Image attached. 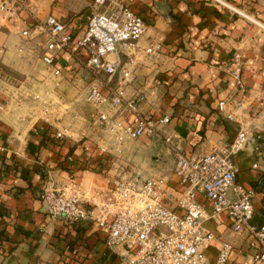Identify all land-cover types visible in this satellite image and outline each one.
Returning a JSON list of instances; mask_svg holds the SVG:
<instances>
[{"label":"crops","instance_id":"crops-1","mask_svg":"<svg viewBox=\"0 0 264 264\" xmlns=\"http://www.w3.org/2000/svg\"><path fill=\"white\" fill-rule=\"evenodd\" d=\"M91 1L30 3L41 19L54 16L79 36L87 27ZM124 2L148 25L140 45L147 46L150 37L161 42L158 57L139 61V52L137 66L128 65L136 79L125 85L127 92L146 94L145 114L155 119L170 117L163 129L174 134L175 143L187 155L232 142L239 121L249 123L248 144L234 157L235 179L254 191L256 220L264 222V187L260 183L264 176V110L260 106L264 99V0ZM159 4L167 6L170 17L157 9ZM25 11L29 9L15 5L8 20L0 11L1 71L22 72L29 67L24 55L33 41L20 35L32 21ZM236 54L242 62L239 72ZM130 58L124 54V63L129 64ZM78 61L77 55L64 51L49 65L41 55L37 64L44 71L19 76L16 81L0 71V264H123L121 248L106 244V228L94 221L50 220L40 197L45 189L61 187L70 179L82 188L105 189L124 171L141 179L166 176L174 195L184 189L174 174L175 159L162 140L147 136L130 140L121 153L109 157L99 149L100 144L109 145L93 126L96 109L88 102L91 111L81 130L44 118L39 109L34 111L28 98L43 93L32 84H47L60 96L65 81L73 79L71 69ZM115 83H122V78L117 77ZM222 100L233 105L227 111L234 110L237 120L228 119L219 110ZM238 104L243 108L233 109ZM115 115L124 123L131 118L124 109ZM49 129L67 132L59 144H49L43 139ZM254 164L260 167L254 168ZM198 198L206 203L203 196ZM204 224L216 235L202 248L211 264L224 241L232 245L231 264H241L255 253L253 239L246 233L235 234L226 215L207 219Z\"/></svg>","mask_w":264,"mask_h":264},{"label":"built area","instance_id":"built-area-1","mask_svg":"<svg viewBox=\"0 0 264 264\" xmlns=\"http://www.w3.org/2000/svg\"><path fill=\"white\" fill-rule=\"evenodd\" d=\"M18 4L34 11L30 0H0V11H12ZM94 4L87 27L79 36L54 16L31 21L20 35L45 38L41 55L47 64L52 65L60 52L67 51L77 55L91 72L95 81L85 100L96 109L94 128L107 138L109 146L99 145L102 154L111 157L113 152L121 153L128 141L143 136L160 139L175 159L174 174L184 189L174 195L168 177L141 179L127 171L105 189L82 188L70 179L61 187L41 193L48 218L71 223L94 221L106 228V244L121 248L123 264H211L202 248L216 235L204 223L224 214L235 234L246 233L256 245L255 253L241 264H264V222L256 220L254 191L235 179L234 157L248 144L250 124L239 121L237 135L230 143L187 155L175 143L174 134L163 129L170 117L155 119L145 114L142 105L146 94H129L125 86L136 79V54L153 55L161 49V42L140 45L148 25L124 0H94ZM100 7L106 10L99 11ZM124 54L131 55L129 64L124 63ZM235 65L239 72V54L235 55ZM117 77L122 83H115ZM232 106L224 100L218 104L228 119L237 120L234 110L227 111ZM260 106L264 110V99H260ZM242 108V104L233 107ZM119 109L130 114L128 123L116 117ZM66 132L58 130L54 136L62 139ZM200 195L206 203L199 200ZM231 253L232 245L222 242L212 264H231Z\"/></svg>","mask_w":264,"mask_h":264},{"label":"rangeland","instance_id":"rangeland-1","mask_svg":"<svg viewBox=\"0 0 264 264\" xmlns=\"http://www.w3.org/2000/svg\"><path fill=\"white\" fill-rule=\"evenodd\" d=\"M94 0L91 1V4L89 5L90 11L94 9ZM157 9L159 8V5H157ZM99 11L106 10V7H100L98 9ZM159 10H161L159 8ZM89 11V14H90ZM162 11V10H161ZM5 13L3 16V19L8 20L12 16L10 15L9 11H2ZM25 15H28V17H31L32 21L36 19H41L38 15L37 10L31 12V11H25ZM167 18V17H165ZM29 25V24H28ZM31 38L27 39V42H31L27 45L25 57L29 61V67L27 69H24V71H5L3 72L7 73L6 77L8 80H14L19 79V76H26L29 75L32 76V74L35 73H42L44 71V68L40 66L38 63V58L41 56V53L43 51L42 46L45 43V38L43 36L34 37L32 40ZM159 41V38L150 37L147 42L148 44L150 42ZM161 53V49L153 54V55H145L143 52L141 54V60L139 61H145L149 57H158V55ZM235 59V56H234ZM142 63V62H140ZM139 65V64H138ZM144 65V64H143ZM1 71V69H0ZM1 71V72H2ZM71 74L73 75V79L66 80L65 86L63 90L61 91V95H58V92L56 89H53L50 86H47V84L43 85H37L35 82L32 84V88L35 90L38 89L43 93L41 96H35L34 94L32 96H29L30 102H32V107L34 111L39 109L40 113L44 116V118H49L50 121H64L66 125H70V127H76V129L81 130V123L86 120H88V115L91 111V106H89L85 101L86 91L87 88L90 87V85L95 81L93 75L91 72L85 67L81 61H78L76 65H74L71 69ZM11 76V77H10ZM11 78V79H10ZM56 133V129H49L46 130L44 133V140H47L49 144H59L61 139H57L54 135ZM166 145V144H165ZM167 147V146H166ZM168 149V148H167ZM264 177V176H263ZM263 177L261 178V182L263 180Z\"/></svg>","mask_w":264,"mask_h":264},{"label":"water","instance_id":"water-1","mask_svg":"<svg viewBox=\"0 0 264 264\" xmlns=\"http://www.w3.org/2000/svg\"><path fill=\"white\" fill-rule=\"evenodd\" d=\"M159 8L164 12L163 14L164 17H170L169 9L167 8L165 4H159ZM261 185L264 187V177H263Z\"/></svg>","mask_w":264,"mask_h":264},{"label":"trees","instance_id":"trees-1","mask_svg":"<svg viewBox=\"0 0 264 264\" xmlns=\"http://www.w3.org/2000/svg\"><path fill=\"white\" fill-rule=\"evenodd\" d=\"M43 139H44V138H43ZM109 165H110V162L105 163V164L103 165L104 169L107 170V169L109 168Z\"/></svg>","mask_w":264,"mask_h":264}]
</instances>
